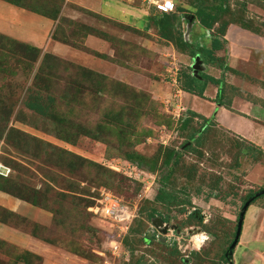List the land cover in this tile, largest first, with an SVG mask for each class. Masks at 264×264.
Returning a JSON list of instances; mask_svg holds the SVG:
<instances>
[{"label":"rangeland","instance_id":"374dc122","mask_svg":"<svg viewBox=\"0 0 264 264\" xmlns=\"http://www.w3.org/2000/svg\"><path fill=\"white\" fill-rule=\"evenodd\" d=\"M14 1L24 8L0 0V34L7 40L39 49L40 56L36 62L29 61L24 57V49L8 42L3 43L1 49L0 164L8 167L10 173L0 179V188L11 187L29 201L0 192L18 201L20 208L30 211L22 212L19 207L12 211L0 205V227L37 239L56 254L49 262L39 255L40 260H37L31 256L36 254L0 239L4 242L0 243V264H127L130 252L121 244L126 237L129 247L134 250L132 259L141 256L145 264H183L184 260L193 263L196 254L203 264H225L220 256L234 238L239 212L247 196L264 189V0H227L231 18L242 17L259 34L239 25L227 27L224 49L218 54L236 73H222L217 68L203 65V71L199 73L223 78V102L230 104L232 111L223 117L228 130L210 121L202 145L198 147L194 142V150L186 151L181 144L187 143L189 136L198 132L204 123L195 118L186 129L181 128L184 110L190 101H180L179 71L191 66L192 61L178 56L174 46L158 45L162 42L153 25L148 35L129 30L133 36L130 45L134 54L124 56L125 62L116 60V63L106 64L82 50V23L91 22L96 28L111 33V26L124 31L120 26L82 11L79 8L82 0H59L61 9L54 25L52 20L31 11L36 8L49 13L55 8L54 1ZM175 3L184 9L183 13L175 9V15L181 16L184 41L208 48L218 24L214 25L213 31H208L194 21L187 32L188 19L195 17L196 8L192 0H176ZM90 4L103 15L125 22H129L130 17L121 10L129 11V8L146 9L151 16L160 15L140 0H91ZM141 25L138 20L137 27ZM52 35L61 40L66 38L69 44L56 42L58 49H55ZM90 42V46L106 47L96 38H91ZM143 42L148 44L150 51L142 47ZM154 51L158 52L160 61L154 59ZM145 52L147 54L142 58ZM45 54L58 58L49 57L43 70H39ZM82 67L105 75L108 83L119 81L146 95L125 123L117 122L115 134L109 139L98 140L82 134L60 139L58 131L61 128L54 125L66 111L75 78ZM103 97L104 102L96 113L89 97L84 106L82 103L73 106L71 119L94 125L101 121L105 107L113 106L114 102L116 108L122 104L117 98L105 94ZM192 105L203 113L202 116L212 117L217 109L199 97ZM236 109L249 112V117ZM121 137L125 139L120 140ZM126 139L133 143L131 149L146 160L140 168L122 157ZM168 148L180 153L186 168L191 169L192 165L196 171L191 182L184 176L173 175L168 187H175L177 192L187 188L191 207H187L183 215L176 209L165 211L155 203L159 180L165 169L151 173L150 165L156 164L160 168ZM60 150L95 165L85 163L82 167L67 169ZM198 188H201L200 193H196ZM103 194H110L124 215L129 218L133 215V219L146 221V212L138 214V211L154 203L153 207L169 214L168 224L181 226V229L179 232L168 231L160 239V232L148 222L143 234L133 235L128 231L120 234L117 221L96 212ZM210 194L217 198L209 197ZM35 213L46 219L36 218ZM190 214L193 218L187 221ZM199 218L201 222H198ZM32 231L54 244L32 236ZM145 234L148 237L154 235L155 241L151 244L142 242ZM173 243L177 252L170 255L172 249L168 244ZM232 262L264 264V195L254 200L246 211Z\"/></svg>","mask_w":264,"mask_h":264},{"label":"trees","instance_id":"16d2710c","mask_svg":"<svg viewBox=\"0 0 264 264\" xmlns=\"http://www.w3.org/2000/svg\"><path fill=\"white\" fill-rule=\"evenodd\" d=\"M54 1L53 5H55V8L51 10V12L47 13L45 11L40 12V10L34 8L31 10L33 13L39 14L49 20L57 21L59 14H60V6L58 5L59 0H50ZM176 0H174L175 9L178 10V12L183 13L184 9L175 3ZM225 0H192L193 7L196 8V17L194 20H198L201 27L205 28L208 31H213L214 25L218 24L215 31H213V34L211 35V44L208 48H205L203 46L197 45H190L189 43H186L184 41V37L182 34V31L180 29L181 23L179 21V18L181 16H176L175 11L170 14H164L159 16H150L151 24L150 26H154L158 32V37L165 40L167 44H171L175 47V50L181 54L187 56L191 60L195 57V55H199L200 59L203 64L209 65L211 67L219 69L222 73L226 72H232L236 73L234 69H232L229 65L226 64L225 58H222L219 56L218 52L223 50V43H225V34L226 29L228 26L234 24L239 25L242 29L249 31L253 34H259L256 29L251 28L250 24L248 22H245L242 17L240 18H231L232 12L228 6L227 3H224ZM5 3L10 4L14 7H20L22 8L21 4H19L17 1L14 0H4ZM62 2V1H61ZM209 3H211V7L208 6ZM54 7V6H53ZM24 8V7H23ZM81 8V7H79ZM82 11L95 16L96 18L103 19L104 21L108 22V20L93 14L92 12H89L88 10H85L81 8ZM183 16V15H182ZM162 17V23L159 27V18ZM223 17H229L228 19H225ZM73 21V20H72ZM112 23V22H111ZM193 23V21H192ZM77 27L79 24H75ZM120 27L127 31H138L136 29H132L130 27L121 26ZM54 34V32H53ZM87 34H92L99 36L110 43V46L114 49V58H112V61L116 63V60L119 62H125L126 58L124 56H128L129 54H134V50L130 45V42L116 39L114 37H111L102 31H98L95 28L89 27L86 24L82 23V43L83 39ZM54 35H52V40L54 42H61L63 44H69L67 39L61 40L57 36L54 38ZM6 42L10 44H15L16 47L24 49L25 51V58H27L29 61L36 62L38 57L40 56V50L28 46L26 44L17 42V41H10L6 39V36L0 34V59H1V49L3 43L6 44ZM72 46V45H71ZM82 50L88 51L83 45ZM90 52V51H88ZM149 55L150 52H148ZM144 56L147 53H142ZM97 57H102L99 54H94ZM49 57L58 58L54 55L45 54L43 59L41 60L42 64L40 63L39 70H43L45 67V64L47 62V59ZM129 59V58H128ZM1 61V60H0ZM119 62V63H120ZM192 63V62H191ZM190 63V64H191ZM189 65V63H188ZM184 69V70H183ZM180 90H182L185 93H188L190 95L197 96L199 98L204 99V91L207 87L208 83H211L217 87V94L215 97L214 102L218 103L220 106L225 107L227 110L232 111L230 104L223 102V94H224V81L223 78L215 79L214 77L205 75L203 73H198L197 76H194L192 74L191 66H187L186 68H181L180 71ZM75 85L73 86V93L72 96L67 104L66 111L60 116V120L54 121V125L58 128H61L59 132V138L60 139H68L65 136H79L82 134V136L103 140V137L108 138L112 137L115 134V129L117 128V122L121 124V122L125 123V119L130 118L131 114L136 111L137 108H139V105L142 104V99H145L146 95H144L141 92H137L131 87L127 86L126 84L114 81L111 83H108V79L105 75L99 74L97 72H94L90 70L89 68L82 67L80 69V73L77 78H75ZM108 95L112 99L117 98L119 99L122 104H119L116 108V105L113 103V106L105 107L102 116L101 121L94 125H85L81 123L74 122L71 119V116L74 112L75 105L82 103V106L85 105V99L87 97L91 98L92 100V107H94L95 113L97 112L101 102H104L103 95ZM92 110V108H91ZM93 112V111H92ZM182 119L181 128L182 130L186 129L187 126L191 124V122L195 118H200L203 120V126L201 129L196 132L192 133L189 138L187 139V143H190L188 146L183 148L187 143L181 144V148L186 150H194V142L196 146H201L203 143V136L206 135L209 131V125L207 119L193 113L190 111H186L185 116ZM121 134V133H120ZM122 136V135H121ZM125 138H122L120 140H124ZM133 147V143L126 139V142L123 146L124 150L122 152V157L125 161L129 162L132 165H136L138 168H140L142 165L145 164L146 160L145 158L131 149ZM61 153L65 156L63 158V162L65 166L69 168H75V167H82V164L88 163L91 165H95L92 162H88V160L83 159L81 157H78L76 155L70 154L66 151L60 150ZM249 151V149H248ZM262 153V152H261ZM165 169V172L160 177L159 183L160 188L158 190V193L155 197V203L161 207V209L165 211H170L172 209H176L177 212L180 215L185 214L186 208L191 207V201L189 199V195L187 194V188H182L180 192H177L175 187H170V183L172 181L173 175L178 174L180 177L187 180V182H191L193 178L196 175V171L191 165V169L186 168V166L182 163L181 155L179 152H177L174 149H167L165 151L164 157L161 161L160 168L157 167L156 164L150 165V172L154 173L158 170ZM184 170V171H183ZM0 179H5L4 177L0 176ZM212 190V189H210ZM0 191L7 192L15 197H21L22 199H26L29 201L27 197H23L21 194L15 193V191L11 187H2L0 188ZM201 188H198L196 193H200ZM254 194H250L247 196L246 199L252 197ZM181 196H184L185 198H182ZM209 197L217 198L216 195ZM150 203V202H148ZM32 204H35L34 201H32ZM154 204V203H153ZM153 204H150L147 209H139L138 214H143L146 212V221L143 218H134L132 219V222L129 226L128 232L133 235H140L143 234V230L146 227L145 224L148 226V222L152 223V221L159 217L164 223H167L171 218L169 217V214H163V212L159 211L157 208L153 207ZM7 212V211H5ZM12 215V214H11ZM191 216L187 217L188 220H192V214ZM198 222H201V219H198ZM186 223V222H185ZM200 224V223H199ZM184 225V224H183ZM142 228V230L140 229ZM177 231L179 232L181 229V226H177ZM31 235L44 241L45 243H51L54 244L53 241L49 239H45L44 237H40L36 231H32ZM142 239V242L147 241L148 244H151V241H155V236L148 237L147 234ZM147 237V238H146ZM127 237L125 238V242L123 244V241L121 242L122 246L130 252V258L127 264H145V261L143 257L139 256L137 259H132V255L134 250L129 247L127 243ZM0 243H4L3 241ZM159 245H161V242L157 241ZM166 245V244H164ZM167 246V245H166ZM169 247H171L172 251L170 252V255L176 254V245L173 243L171 246L168 244ZM228 248V247H227ZM123 249V247H122ZM199 250V249H198ZM227 249L223 251L220 258L225 263L228 264V262L225 259V252ZM28 253V252H27ZM194 254H196L194 252ZM31 256L37 260H40V257L37 255L31 254ZM197 258H195L193 263H189L188 261L183 262V264H203L201 262L199 254H196ZM129 257V255H128ZM200 259V260H199Z\"/></svg>","mask_w":264,"mask_h":264},{"label":"crops","instance_id":"0c3cea01","mask_svg":"<svg viewBox=\"0 0 264 264\" xmlns=\"http://www.w3.org/2000/svg\"><path fill=\"white\" fill-rule=\"evenodd\" d=\"M90 1L91 0H82V5L79 4L81 8L85 9V10H88L89 12H92L93 14H96L106 20H108V22H112V24H114V26H125V27H130L132 29H136L140 32H142L143 34H150L152 29H151V21H150V14L148 13V11L146 9H136V8H129V11L127 10H121V12L125 15H128L130 17L129 19V22H125V21H119L118 19L112 17L111 15H103L102 13H100V11L98 9H96V7H94L93 5L90 4ZM141 15H142V18H141ZM132 19H135V21H132ZM141 21L142 25L140 27H137V21ZM197 23H198V20L196 19L195 20ZM54 25V21H51ZM136 22V23H135ZM84 24H86L87 26L89 27H92V28H95L96 30L98 31H102V29H99V28H96L91 22H88V21H84L83 22ZM112 28V33L111 32H106V31H102L103 33L107 34L111 37H114L116 39H121V40H125V41H128V42H131L132 39H133V36L130 34L129 31L127 30H124V31H120L119 29H117L116 27H113L111 26ZM91 38H96V39H99L101 41H103L105 44H106V47L103 49V48H100L99 46L96 47L94 45H91L90 46V39ZM158 39L161 40L162 43H159L158 45L162 46V47H168L169 46H172L170 43H169V46L165 45L166 41L161 39L160 37H158ZM28 41V40H27ZM33 41V40H32ZM28 43H30L28 41ZM34 44V42H33ZM82 45L88 49V51H90L89 53H91V55L97 57L96 55H94L95 53L96 54H99L101 55L102 57H97L98 59H101V61H103L104 63H114L112 61V58H114V49L110 46V43H108L107 40L99 37V36H96V35H92V34H87L84 39H83V43ZM58 43L55 42V49H58ZM142 47L145 48L146 50L150 51V48L148 46V44H146L145 42L142 43ZM160 51H162V49L160 48L159 49ZM160 53V52H159ZM151 54V52H150ZM154 54V59L157 60V61H160L161 60V57H157L158 56V52L154 51L153 52ZM143 55V54H142ZM178 56H181V57H187V56H183V55H179V53L177 54ZM64 58V57H63ZM142 58H144L142 56ZM160 59V60H159ZM153 64H156V63H153ZM205 68H210L209 65H205ZM203 67V66H202ZM115 70V69H114ZM203 71V70H202ZM117 72V71H116ZM204 74V73H203ZM206 75V74H205ZM209 75V74H208ZM211 77H214L215 79H218L217 77L215 76H211ZM216 94H217V87L211 83H208L207 84V87L204 91V99L203 98H200L202 99V101H204L205 103H207L209 106H211V108H217L213 114L212 117H210L209 115H206L204 114L202 116V112H199L198 110H196L193 105H192V102L194 99L197 98V96H194V95H190L188 93H185L183 91H180V96H181V100L180 101H183V102H189L186 109L184 111H190V112H193L205 119H207L208 121H214L216 124H217V127H221V128H224V129H227V127L225 128V124H224V114H227V113H231L230 110H227L225 107L223 106H220L218 103L216 102H213V100H215V97H216ZM246 105H251L253 106L251 103H247ZM250 107V106H248ZM247 107V109H249ZM233 108V107H232ZM234 109V108H233ZM240 114H243L246 116V118L249 117V112H246L245 110H239V109H236ZM228 130V129H227ZM247 139V138H246ZM248 140L252 141L250 138H248ZM0 205L8 208L9 210H12V211H15L17 207L20 208L19 206V202L18 201H15L13 200L12 198L8 197L7 195L3 194L0 192ZM22 212H26V213H29L30 210H27L26 208L24 207H21L20 208ZM35 215L36 218L38 219H46L45 216L43 215H38V213H35L33 214ZM41 217V218H39ZM0 239L1 240H4L8 243H11V244H14L22 249H25L27 251H30L36 255H39L41 257L44 258L45 261H48L49 262V258L50 257H54V250H52L49 246L43 244L42 242L38 241L37 239H34V238H31L27 235H24L22 233H19L17 231H14V230H11V229H5L3 227H0Z\"/></svg>","mask_w":264,"mask_h":264},{"label":"built area","instance_id":"2783aa9c","mask_svg":"<svg viewBox=\"0 0 264 264\" xmlns=\"http://www.w3.org/2000/svg\"><path fill=\"white\" fill-rule=\"evenodd\" d=\"M147 7L153 8L158 14H170L175 11L174 0H140ZM10 173V169L6 166L0 164V176L6 177ZM96 212H99L103 217H108L113 221H117V228L120 234L127 233L129 226L132 222L133 215L129 218L124 215L123 209L117 205V202L110 194H103L102 200L99 201V207H96ZM131 219V220H130ZM121 223H126V225L121 226ZM119 239L121 237H118ZM117 247H114L116 250Z\"/></svg>","mask_w":264,"mask_h":264},{"label":"water","instance_id":"95a60500","mask_svg":"<svg viewBox=\"0 0 264 264\" xmlns=\"http://www.w3.org/2000/svg\"><path fill=\"white\" fill-rule=\"evenodd\" d=\"M162 20H163V18L160 17L159 18V27L161 26ZM192 20H193V16H191V18L188 19L189 29H187V32L191 30L190 27L192 26ZM186 36H187V33H186ZM202 65H203V63L200 59V56L195 55V57L192 59V65H191L192 73L194 76H197L198 73L202 71ZM189 144L190 143H187L183 148H185ZM263 195H264V189L255 193L252 197L248 198L246 200V202L243 204V206L239 212L238 219H237V225H236V231H235L234 238H233L231 244L229 245V247L227 248V251L224 254L225 259L228 262V264H233V262H232L233 251H234V249L238 243V240L240 238L244 217H245V214H246L248 207L252 204V202L254 200H256L257 198H259ZM152 225L155 229H157L160 232V234H161L160 239H162L164 236H166L168 234V231L178 232L177 228L175 226H172L168 223H164L160 218H155L152 221Z\"/></svg>","mask_w":264,"mask_h":264},{"label":"flooded vegetation","instance_id":"af4514ba","mask_svg":"<svg viewBox=\"0 0 264 264\" xmlns=\"http://www.w3.org/2000/svg\"><path fill=\"white\" fill-rule=\"evenodd\" d=\"M224 3H227V0H225ZM195 17H196V16H195ZM195 17L193 16V20H192L193 22L195 21V20H194ZM189 18H191V16H190ZM202 66H203V65H202ZM202 68H203V67H202Z\"/></svg>","mask_w":264,"mask_h":264}]
</instances>
